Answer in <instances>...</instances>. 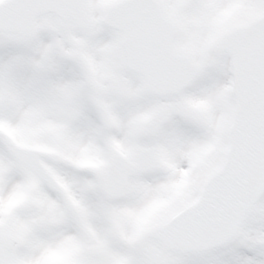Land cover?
<instances>
[{"label": "snow or ice", "instance_id": "snow-or-ice-1", "mask_svg": "<svg viewBox=\"0 0 264 264\" xmlns=\"http://www.w3.org/2000/svg\"><path fill=\"white\" fill-rule=\"evenodd\" d=\"M0 264H264V0H0Z\"/></svg>", "mask_w": 264, "mask_h": 264}]
</instances>
